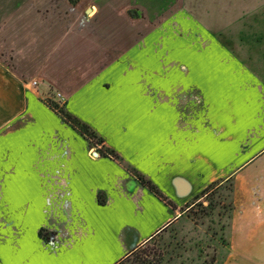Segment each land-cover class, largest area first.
<instances>
[{
  "label": "crops",
  "instance_id": "crops-1",
  "mask_svg": "<svg viewBox=\"0 0 264 264\" xmlns=\"http://www.w3.org/2000/svg\"><path fill=\"white\" fill-rule=\"evenodd\" d=\"M210 5L0 0V264H125L230 177L227 264H264V29L226 39ZM50 93L173 207L89 147Z\"/></svg>",
  "mask_w": 264,
  "mask_h": 264
},
{
  "label": "rangeland",
  "instance_id": "rangeland-1",
  "mask_svg": "<svg viewBox=\"0 0 264 264\" xmlns=\"http://www.w3.org/2000/svg\"><path fill=\"white\" fill-rule=\"evenodd\" d=\"M201 1L210 2L211 7L223 11L217 18L223 29L221 36L226 39L235 41L239 39V35L243 37L249 34L253 30V24L264 29V0ZM236 9L245 12L239 14L237 20H235L237 16H232ZM128 15L135 19L139 18L138 13L133 10H130ZM115 18L119 23V16ZM149 21L155 23L154 18H149ZM242 24L244 28L239 31L238 27ZM45 100L46 103L52 101L63 105L61 101L56 100L53 93ZM91 148L97 152L95 146ZM210 184L213 185L201 195ZM210 184L182 207L179 221L165 227L138 247L128 255L125 264H227L230 254L229 226L235 199L234 180L231 177L227 180L219 178Z\"/></svg>",
  "mask_w": 264,
  "mask_h": 264
},
{
  "label": "trees",
  "instance_id": "trees-1",
  "mask_svg": "<svg viewBox=\"0 0 264 264\" xmlns=\"http://www.w3.org/2000/svg\"><path fill=\"white\" fill-rule=\"evenodd\" d=\"M68 1L71 4L75 5L79 0ZM47 104L65 123H67L77 133L83 136L88 141L91 147L95 146L100 156L109 157L111 159L117 160L127 172H129L132 176L136 178V180L139 181L141 185L145 186L151 193H153L159 200L163 201L166 205L173 207V203L156 187V185H154L136 169L124 163L121 157L116 152H114L112 149L107 148L103 143V139L88 124H86L76 116L72 115L70 112L67 111L64 105H60V103L58 102L50 101ZM212 185L213 184L208 185L201 192V195L204 194ZM97 199L100 204L104 203L105 199L103 197L102 192L98 193ZM39 235H41L45 241H50L53 238V233L47 232L44 229L39 230ZM134 251H132L129 255H131ZM127 257L128 255L123 260H121V262H125V259H127Z\"/></svg>",
  "mask_w": 264,
  "mask_h": 264
},
{
  "label": "built area",
  "instance_id": "built-area-1",
  "mask_svg": "<svg viewBox=\"0 0 264 264\" xmlns=\"http://www.w3.org/2000/svg\"><path fill=\"white\" fill-rule=\"evenodd\" d=\"M35 84V82H33ZM56 98L59 99V101H61V95L59 93L55 94Z\"/></svg>",
  "mask_w": 264,
  "mask_h": 264
},
{
  "label": "water",
  "instance_id": "water-1",
  "mask_svg": "<svg viewBox=\"0 0 264 264\" xmlns=\"http://www.w3.org/2000/svg\"><path fill=\"white\" fill-rule=\"evenodd\" d=\"M96 154V153H95Z\"/></svg>",
  "mask_w": 264,
  "mask_h": 264
}]
</instances>
